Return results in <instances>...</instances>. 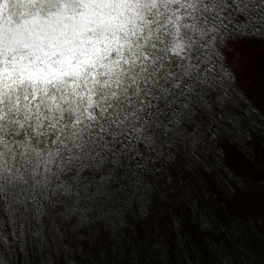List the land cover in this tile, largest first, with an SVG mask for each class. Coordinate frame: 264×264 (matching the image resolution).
<instances>
[{"label":"clouds","instance_id":"1","mask_svg":"<svg viewBox=\"0 0 264 264\" xmlns=\"http://www.w3.org/2000/svg\"><path fill=\"white\" fill-rule=\"evenodd\" d=\"M232 3L245 10V0ZM228 7V0H0V264H41L49 249L35 246L32 228L47 237L55 264V249L83 237L81 228L91 235L89 245L101 253L109 247L100 209L130 179L132 149L122 146L109 157L105 136L143 141L172 183L166 166L176 153L159 151L154 120L145 117L149 96L191 77L197 59L219 83L213 66L235 52L206 16ZM221 120L215 108L190 130L175 119L174 137L199 160L197 144L212 141ZM131 171L148 203L147 216L132 218L139 222L150 218L160 185L152 169ZM37 192L46 203L33 212ZM127 227L136 235L135 223ZM76 264H94L90 251Z\"/></svg>","mask_w":264,"mask_h":264},{"label":"trees","instance_id":"2","mask_svg":"<svg viewBox=\"0 0 264 264\" xmlns=\"http://www.w3.org/2000/svg\"><path fill=\"white\" fill-rule=\"evenodd\" d=\"M261 67H264V63ZM239 83L242 85L240 81ZM243 107L244 104L241 101V107L237 108L236 111L241 113L242 126L247 131L252 132V141L228 142L222 145L224 151L216 157L219 164L214 167L211 174L208 173V178L212 179L214 184H216V190H219L217 191L219 193L211 192L210 194L206 187L202 186L198 190V187L194 185L193 179H196L195 177L205 183L201 172L205 173L204 164L208 159L202 145H198L196 148L199 160H192L184 145L179 143V137L170 135L167 139H163L157 132L159 151L165 152V154L167 151H174L176 159L166 166L168 174L172 176V183L168 184L165 181V173L162 170L157 171V168L162 165V158L153 159L152 157H155L156 153L148 152L144 149V145H141L144 157L139 158V163H146L147 166L135 169V172L139 173L152 169V175L155 177L157 184L160 185L157 194L153 197V212L150 218L139 222L132 220L133 216L137 217V219L140 217L139 206L145 201V191L140 185L136 184V177L133 172L128 171L127 175L130 179H126L122 184L121 190L112 195L100 209L104 213L103 220L110 233L108 236L109 247L101 253L95 245H89L91 235L83 228L79 229V231L84 233L83 237L78 238L75 242L69 241V244L74 248V245L78 243L82 245L83 252L86 250L90 251L92 258L95 255L98 256L100 261L97 264L109 262L115 264H137L133 257L139 256L140 253H147L148 256L158 260L160 249L154 248L153 242L160 240V238L152 235L155 231L153 221L155 218L163 219V215L169 211V207H177L182 210V216L172 214V217H169L170 219L172 218V227L170 226L169 230L177 235L178 229L174 221H180V225L184 230L179 228V234L183 237L184 245L188 244L184 238L186 234L191 237L192 240L189 239L191 242L190 248L193 252V257L197 260H201L202 252L210 247L215 252L220 264L223 257H228L230 264H264V233L258 232L251 223L244 222L238 216L231 214L229 212L230 208L227 209L223 201L224 197H229L232 194L230 187L237 190V184L239 185L240 182L242 184L233 168L227 167L226 161H230L228 157L226 158L225 147L231 146L233 151H238L247 157L252 156L251 145H253V142L264 148V120H261L257 114L244 115ZM250 120H255V123H249ZM223 123L224 117L222 115L221 124ZM185 126L189 130L192 128V125ZM221 134H223L222 127ZM168 141H172L171 145H169ZM145 156L148 157L147 160ZM202 156H205L206 160H203ZM189 162H192L193 165L191 170L185 167ZM225 185L227 189L224 188ZM35 194L39 199L43 200L39 192ZM44 202L46 203V201ZM75 214H81L79 208H77ZM203 218H207L212 224L210 230L201 228ZM130 221L135 223L136 235H133L132 231L127 227ZM224 225L229 227V232L227 231L228 234L225 239L221 237L222 234H225ZM145 232L149 233L147 237L144 235ZM209 232L211 236L210 239H207ZM193 234L196 235L195 238ZM211 241L216 242L215 246L211 245ZM179 249L185 255L186 252L178 246V237H176V245L171 244L168 250L176 252ZM83 252L76 253L75 259L79 260ZM53 256L55 257V253H53ZM259 257H263L262 260ZM58 264H64L63 252H61ZM213 264H217V262L215 261Z\"/></svg>","mask_w":264,"mask_h":264},{"label":"snow or ice","instance_id":"3","mask_svg":"<svg viewBox=\"0 0 264 264\" xmlns=\"http://www.w3.org/2000/svg\"><path fill=\"white\" fill-rule=\"evenodd\" d=\"M228 3L229 7L224 9L218 16H206V19L210 20L214 27L219 28V31L229 38L228 43L233 46L234 52L242 54L257 47L264 50V2L262 0H245L244 11H237L236 5L232 3V0H228ZM192 55L197 56L198 53L194 51ZM230 57H232L231 53ZM192 62L199 65V67L192 73L191 77L186 78L178 85L169 87L166 84L163 90H153L149 96L150 108L145 113V117L154 120L150 131L154 130L156 133H159L161 138L167 139L170 135L174 137L180 131L178 128L175 133L173 131L175 119H181L185 125L193 126L205 109L215 108L221 111L224 117V123L222 124L223 134L220 132L213 137L212 141L205 139L197 144V146L202 145L204 151L207 153L208 160L204 164V170L211 174L214 167L219 164L216 158L217 155L222 154L224 151L222 145L228 142L252 141V132L247 131L242 126L241 113L236 111L237 108L241 107V101L244 104V115L251 116L252 114H257L261 120H264V107L253 104L244 88L238 83L233 58L227 64H220L219 67L213 66L215 75L219 80L218 84L209 77L210 70L206 65H200L198 59ZM202 69L203 76H201ZM151 104H154L155 107L152 108ZM225 113L226 115H224ZM249 123L254 124L255 120H250ZM209 135L212 136L213 133L209 132ZM105 140L109 142V148L111 149L109 157L112 156V153L116 149H120L122 146L125 148L131 147L132 151L128 153V171L147 166L146 163H139V158L144 157V151L141 147V145H144L143 141L136 140L130 134H123L122 138L117 137L116 139L105 136ZM168 142L171 145L172 141ZM137 149L140 151L137 152ZM230 192L235 194L236 189L230 187ZM32 200L37 202L33 208V212H36L45 203L35 193ZM139 208L141 216L148 215V203L146 201H143ZM174 224L178 229V246L184 249L183 237L179 234L180 221L176 220ZM19 227L21 228L19 234L23 236V216L20 218ZM201 228L210 230L212 224L207 218H203ZM40 231L38 228H32L31 235L37 248L41 251L46 248L49 249V255L42 258L41 264H55L47 237H41ZM13 234H17L15 231V221ZM24 243L26 244L27 241L25 240ZM210 243L212 246L216 244L215 241H211ZM153 247L161 249L160 259L163 261L168 254L170 245L167 242L161 243V241L156 240L153 242ZM76 251L83 252V247L77 246ZM55 252L58 258H60L61 252H63L64 264H76L74 249L71 244L61 243L55 249ZM184 261L185 264H192L191 259L186 253ZM197 264H202V262L198 259ZM221 264H230L229 258L223 257Z\"/></svg>","mask_w":264,"mask_h":264},{"label":"rangeland","instance_id":"4","mask_svg":"<svg viewBox=\"0 0 264 264\" xmlns=\"http://www.w3.org/2000/svg\"><path fill=\"white\" fill-rule=\"evenodd\" d=\"M238 61V62H237ZM264 63V50L260 48L250 49L245 53L235 52L233 57V65L236 70L237 80L242 83V85L238 83L244 88L247 93L250 101L260 107H264V67L261 65ZM251 145V157H247L238 151H233L231 146L225 147L226 150V158L228 157L229 161L227 167L233 170L238 174V178L242 181V184L238 185L235 194H231L229 197H224L223 201L226 205L227 209L231 214L238 216L244 222H249L251 225L260 233H264V148L255 142ZM203 160H206L205 156H202ZM208 159V157H207ZM201 176L205 180L203 183L198 177L193 179L194 185L196 187L201 188L206 187V189L210 192L219 193L216 190V184L212 181V179L208 178V173L201 172ZM226 177V175H225ZM226 180H228L226 178ZM235 184V185H236ZM225 189L226 185L224 186ZM215 193V194H216ZM218 200V199H217ZM169 211L165 212L163 215V219L155 218L154 223V233L152 235L157 238H160L161 242H168L170 245H176V233L170 232V228L172 227V218L169 217L172 214L182 216V210L177 207H169ZM172 217V216H171ZM171 226V227H170ZM180 229L184 228L180 225ZM225 234H222L221 237L225 239L226 235L229 232V227L224 225ZM228 231V232H227ZM171 233V234H170ZM207 239H210L211 233H208ZM159 236V237H158ZM194 238L196 237L193 234ZM188 244L184 245V250L187 256L191 259L192 264H197V259L193 257V252L190 248V240L191 237L186 234L184 237ZM163 242V243H164ZM161 252V249H160ZM155 260L153 257H150L146 254L140 253L139 256H134L133 260L137 264H185L184 254L181 250H177L176 252L172 250H168V254L166 258L162 261L160 259ZM201 262L202 264H213V262H217L220 264L217 256H215V252L211 250L209 247L205 249L201 254ZM261 260L263 257H259ZM129 259V257H128ZM81 260V257L79 258ZM94 264L99 263L100 258L98 256H94L92 258ZM106 264H115V263H106Z\"/></svg>","mask_w":264,"mask_h":264}]
</instances>
